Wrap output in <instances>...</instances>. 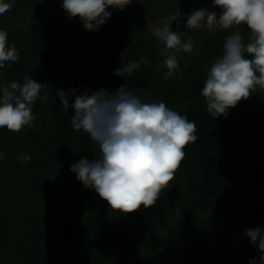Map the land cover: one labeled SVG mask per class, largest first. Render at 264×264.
<instances>
[{
    "label": "trees",
    "instance_id": "trees-1",
    "mask_svg": "<svg viewBox=\"0 0 264 264\" xmlns=\"http://www.w3.org/2000/svg\"><path fill=\"white\" fill-rule=\"evenodd\" d=\"M63 0H14L0 15V30L8 33L9 47L19 59L0 69L11 84L32 77L48 89L32 106L35 119L19 133L0 128V264H190L192 250L200 264H259L262 253L248 241L235 248L234 230L264 229V89L257 86L227 115L214 117L207 110L202 89L211 64L223 55L225 38L239 30L249 42L246 25L218 28L200 55L187 65L176 54L179 71L167 81L165 57L150 51L139 35L123 62L115 53L103 54L98 65L110 64L107 90L125 86L142 102L163 101L196 125L197 141L188 144L175 178L156 205L123 214L110 208L94 188L77 179L71 166L82 158L101 156L99 145L83 130H74V109H63L57 92L82 95L86 84L66 70L53 55L55 26L50 5ZM182 15L173 31L183 32L192 9L178 7ZM177 8L173 11L175 13ZM40 12V13H39ZM221 9L218 10V15ZM164 47V45H163ZM247 56V54L245 53ZM140 61L153 72L147 86L133 74L115 75L129 62ZM28 154L30 161L18 159ZM243 194L255 196L253 206ZM204 229L192 249L188 228Z\"/></svg>",
    "mask_w": 264,
    "mask_h": 264
},
{
    "label": "clouds",
    "instance_id": "clouds-1",
    "mask_svg": "<svg viewBox=\"0 0 264 264\" xmlns=\"http://www.w3.org/2000/svg\"><path fill=\"white\" fill-rule=\"evenodd\" d=\"M132 0H63L62 8L70 18L79 17L87 31H99L112 15L107 9H123ZM221 9L193 10L186 18L184 28L208 30L230 29L246 25L250 30L249 42L237 30L225 38L223 55L211 64L202 96L208 112L215 118L227 115L241 100H247L257 86L264 89V0H213ZM11 4L0 0V15ZM179 8L162 21V26L152 35L164 47L160 55L165 57L161 67L167 68L163 79L167 81L180 68L177 55L193 51V38L183 40V32L173 31L174 21L179 24ZM176 53V54H174ZM247 54V56L245 55ZM15 46L9 47L8 33L0 30V69L8 62L18 61ZM141 66L140 61L123 64L115 75L133 74ZM47 86L25 77L24 83L13 82L0 87V128L19 133L31 126L35 119L32 106ZM74 103L69 105V93L59 90L63 109H74L71 125L83 130L99 145L101 156L91 162L82 158L71 166L77 179L86 187L94 188L98 195L114 211L130 214L154 207L164 189L175 178L185 158V147L197 141L196 125L185 116L169 108L163 101L142 102L124 85L114 92L99 89L92 94L76 95L69 90ZM3 159V154H0ZM19 160L30 161L28 154L21 153ZM250 243L262 253L259 264H264V229L246 230ZM250 264H257L254 258Z\"/></svg>",
    "mask_w": 264,
    "mask_h": 264
},
{
    "label": "rangeland",
    "instance_id": "rangeland-1",
    "mask_svg": "<svg viewBox=\"0 0 264 264\" xmlns=\"http://www.w3.org/2000/svg\"><path fill=\"white\" fill-rule=\"evenodd\" d=\"M6 2L12 5L14 0H6ZM181 6L192 10L205 8L215 11L219 16V8L214 6L213 0H132L122 10L107 9L112 13L110 18L100 26L99 31L90 32L84 28L79 17L70 18L61 6L50 5L49 17L55 26L53 55L59 61L62 72L69 70L79 82L86 84L84 93L90 95L101 88L107 90L112 70L110 64L98 65L99 58L103 54L116 52L113 60L123 62L126 51L137 41L139 35L150 51L161 50L163 44L152 35V32L155 28L161 27L162 21ZM216 30L217 28L208 30L204 27L183 31V40L186 41L188 36L193 38V51L181 52L183 65L191 63L200 55L204 42L214 35ZM134 80L140 86H147L153 80V72L143 64L135 74ZM8 85L10 84L0 71V87ZM243 198L249 205H254L256 199L254 195L243 194ZM203 232L204 229L198 226L186 230L185 235L190 234L188 243L192 249H195L196 242L202 239ZM248 238L244 229L234 230L231 234V242L235 248L248 241ZM194 254L195 250H192L189 257L190 264H200L201 260L192 256ZM172 256L178 264H181L175 251Z\"/></svg>",
    "mask_w": 264,
    "mask_h": 264
}]
</instances>
